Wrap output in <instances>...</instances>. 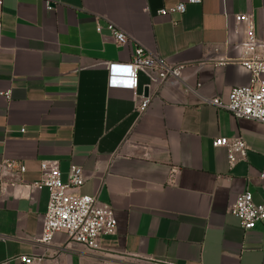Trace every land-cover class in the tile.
<instances>
[{
	"label": "crops",
	"instance_id": "1",
	"mask_svg": "<svg viewBox=\"0 0 264 264\" xmlns=\"http://www.w3.org/2000/svg\"><path fill=\"white\" fill-rule=\"evenodd\" d=\"M185 1L3 0L0 92L9 97L0 96V163L23 164L24 182L39 178L42 161H57L62 182L71 165L81 167L77 192L109 205L117 227L99 238L98 252L63 233L41 244L47 191L11 187L0 197V264H24V256L39 264H264V224L244 231L228 213L245 191L264 204V125L203 101H225L249 84L233 18L250 16L264 43V0H201L182 15L156 13ZM96 22L133 42L116 47ZM136 45L185 66L183 81L200 84L196 93L156 88L143 72L136 92L108 88L106 65L129 62ZM220 137L241 138L245 159L230 167L226 149L212 146Z\"/></svg>",
	"mask_w": 264,
	"mask_h": 264
},
{
	"label": "built area",
	"instance_id": "2",
	"mask_svg": "<svg viewBox=\"0 0 264 264\" xmlns=\"http://www.w3.org/2000/svg\"><path fill=\"white\" fill-rule=\"evenodd\" d=\"M201 0H186L168 9L158 10L159 16L182 15L187 4H200ZM47 10H53L54 5L46 1ZM3 0H0V44L1 15ZM234 35H242L237 43L241 50L239 64L249 73L247 86L231 88L226 100L219 98L203 100L217 109L225 110L236 120L254 121L264 125V43L255 35L252 18L246 14H236L233 18ZM95 30L101 34L106 30L118 48H124L133 40L122 30L106 24L101 26L96 22ZM259 50H263L258 53ZM108 72V88L130 90L136 92L139 84V73L148 76L149 82L156 88L183 86L185 90L196 93L200 84L191 89L183 81L185 66H169L157 55L146 52L140 46H134L132 58L126 63H110L106 65ZM1 97L8 98L9 92H0ZM149 104V98H141L135 106L137 113H143ZM215 148H224L227 152L230 167L246 157L247 147L241 138H217L212 142ZM25 166L13 160L0 163V197H8L7 190L16 186H25L37 191L46 190L48 202L43 216L42 229L38 242L50 245L56 233H63L74 244L83 246L90 252H98L99 238L114 235L117 221L112 208L100 202L97 196L81 195L77 191L84 184V173L81 167L71 165L67 172L66 182H62L57 161H42L39 165V178L33 182H24L21 175ZM264 179V174L260 175ZM228 213L238 220L244 231L254 229L257 224H264V204L254 202L248 191L238 195ZM24 264H39L40 258L21 257ZM103 264H124L115 261H104Z\"/></svg>",
	"mask_w": 264,
	"mask_h": 264
},
{
	"label": "water",
	"instance_id": "3",
	"mask_svg": "<svg viewBox=\"0 0 264 264\" xmlns=\"http://www.w3.org/2000/svg\"><path fill=\"white\" fill-rule=\"evenodd\" d=\"M147 95V90H144V96H146Z\"/></svg>",
	"mask_w": 264,
	"mask_h": 264
}]
</instances>
